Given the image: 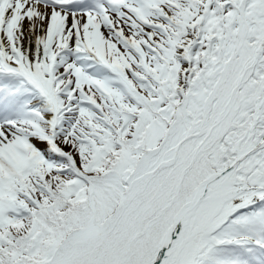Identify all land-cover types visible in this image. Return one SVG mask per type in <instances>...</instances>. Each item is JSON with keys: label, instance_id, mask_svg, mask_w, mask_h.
I'll list each match as a JSON object with an SVG mask.
<instances>
[{"label": "snow or ice", "instance_id": "snow-or-ice-1", "mask_svg": "<svg viewBox=\"0 0 264 264\" xmlns=\"http://www.w3.org/2000/svg\"><path fill=\"white\" fill-rule=\"evenodd\" d=\"M0 264H264V0H0Z\"/></svg>", "mask_w": 264, "mask_h": 264}]
</instances>
